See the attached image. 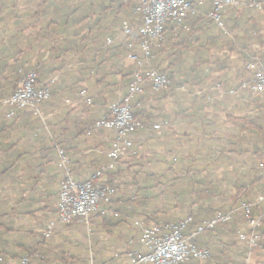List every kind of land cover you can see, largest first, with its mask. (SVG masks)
<instances>
[{
	"label": "crops",
	"instance_id": "crops-1",
	"mask_svg": "<svg viewBox=\"0 0 264 264\" xmlns=\"http://www.w3.org/2000/svg\"><path fill=\"white\" fill-rule=\"evenodd\" d=\"M42 1L0 0V101L12 95L30 67L38 69L41 84L49 82L50 79H55L56 82L51 100L40 109L45 124L16 106L0 104V252L9 256L6 260L10 261L19 260L10 257L18 258L23 253H28L30 264H64L55 258L59 252H67L69 259L77 260L78 247H83L89 253L93 251L96 255L99 253L103 256V245H97L99 247L95 246L93 250L92 246L88 248V243L84 247L77 243L78 240H73L70 236L74 237L76 234V225L81 226L77 221L73 222L75 226L68 232L69 235L63 233L65 225L59 224V230L54 231L51 238L43 236L47 224L55 217V205L62 177L57 167L58 159L52 147V139L71 160L75 179L83 181L92 169L104 163L105 153L112 147L115 133L102 131L99 134L85 130L84 124L90 116V111L82 107V102L73 104L80 90H85L90 98L92 93H96L99 95V104L94 107L93 113L98 118L103 114V73L93 77L87 68L93 55L90 41L86 39L88 27L83 24L74 25L66 30L69 31L67 40L45 42L39 34L43 32L47 22L45 17H51L53 14L51 11L43 16L45 9ZM259 1L264 3V0ZM76 4L75 0L72 6L76 7ZM206 8L200 6L197 9L203 11ZM229 9L230 7L226 6L222 9L224 17H227ZM199 12L197 14H200ZM61 17L59 13L53 15L56 22H59ZM212 31L217 32L214 27ZM71 40L72 44H68ZM76 40L83 42L78 46L74 43ZM248 46L252 51L253 46H257L258 50L254 52L264 58V37L262 44L251 43ZM223 48L218 45L210 53L214 67L230 63L233 59L226 60L229 51ZM213 52H216L215 56ZM101 67L103 68V63ZM51 69L54 71L51 72ZM231 72L232 76L238 74V68L233 67ZM148 88L149 85L146 86L147 90ZM179 88H170L161 102L166 115H169V118L163 121L165 125L162 130L153 132L143 126L135 137L139 158L125 160L120 169H128L134 173L149 170L157 176L164 174L165 177L174 172L177 178H181L182 185L185 183L183 178L192 177L194 180H204L219 186L228 192L227 196L216 193L210 200L198 204H194V197L180 196L176 200L168 196L169 192H163L167 209L173 208L174 205L184 209L183 212L172 209L171 214L179 219L192 212L199 221L198 225H201L215 213V209L222 208L227 211L229 208H236L245 203L247 194L252 197L249 203L255 204L257 196L264 191L262 169H259L258 158L252 154L254 134L244 121L247 117L260 118L264 126V103L261 108L253 107V101L261 98L264 93L249 100L244 94L229 97L226 95L228 89L210 90L207 86L181 92ZM205 94L208 95L205 97ZM113 95L119 97L120 91L115 89ZM107 97H110L109 94ZM196 97L197 99H193ZM67 100L72 104H66ZM109 100L108 104L111 102ZM135 100L138 98H134L132 102ZM143 101L151 106L149 100ZM162 133L165 137L158 140L156 137ZM175 164L177 166L173 168L172 165ZM131 182L128 176L120 179L118 183H125L126 186H122L125 190H133ZM100 183L103 184V179ZM167 188L175 187L165 184L163 190ZM241 188L248 190L244 196L237 197ZM28 196L36 200L32 203L23 202ZM166 198L168 201H165ZM155 201L156 199L153 200ZM152 204L142 213L153 214L155 209L154 203ZM260 207L255 206L252 214L257 215ZM29 212L34 214L27 215ZM138 218L132 219V223ZM233 218L235 229L243 227V222L238 216ZM90 223L92 232L98 230V225H92V218ZM82 226L85 227L83 224ZM40 235L45 240H41ZM85 236L90 239L89 233ZM204 238L202 235L197 239L203 243ZM98 240L100 243L101 239ZM137 242L138 238L134 246L126 244L124 248L115 250L121 263L124 261V252L133 251ZM232 253L231 255H237L239 252L236 249Z\"/></svg>",
	"mask_w": 264,
	"mask_h": 264
},
{
	"label": "trees",
	"instance_id": "trees-1",
	"mask_svg": "<svg viewBox=\"0 0 264 264\" xmlns=\"http://www.w3.org/2000/svg\"><path fill=\"white\" fill-rule=\"evenodd\" d=\"M74 2L75 0H50L49 2L43 0L41 4H43V8L45 9L43 14L44 17L51 11L53 15L54 13H59L62 17L59 22H56L53 15L51 17L47 15L48 17H45L47 22L45 23L43 32L39 35L45 42L52 43L60 39L67 40L69 31L66 30L74 25L78 26L83 24V26L86 25L88 27L89 32L86 35L88 37L86 39L90 41L93 55L87 68H89L88 70L92 73L93 77L97 76L100 72L103 73V114L98 118L95 116L96 114L93 113L94 107L99 104V95L92 93V104L89 106L85 104L82 105V107L90 111V116L84 124V128L90 131V133L100 134L102 131L105 132L106 130L96 129L94 127L95 122L102 117H108L109 106L113 102L118 101L120 96L126 95L129 85L133 80V75L137 70L134 65L123 67L119 64V59L126 53L122 43L106 46L104 42L107 36L112 35L111 29L116 28L121 22L127 21L130 24H136L137 18L132 16L131 11L139 5L141 0H76L77 6L73 7L72 4ZM208 10L209 8L207 7L203 9V11L199 10L201 11V13L198 11L200 14L188 17L187 23L190 27V32L174 31L172 27L166 28L165 39L152 45V54L154 55L152 65L156 67L159 72L166 74L169 81V88L175 89L181 86L189 88H206L208 86L210 90L215 88L222 90L236 89L242 83L250 82L252 78L246 69V62L254 56L263 58V56L256 54L254 50L252 51L248 45L251 43L262 44L264 37V33H262L264 11L259 13L243 8H230L227 11V17L223 15V20L230 32V36H224L221 31L215 33L212 31L213 25L203 16ZM62 27H65V29ZM134 40H137L136 37ZM82 42L83 40L74 41L78 46H80ZM242 42L244 44L241 45ZM68 44H72V40ZM218 45H222V47H224L223 49L229 51L234 60L232 59L230 63L228 62L219 66L215 65L214 67L210 59V53ZM189 54L192 55L187 57ZM226 60H228V58H226ZM102 63L103 68L101 67ZM233 67L238 68V74L234 76H232L233 74L231 72ZM50 71L53 72L54 70L51 69ZM29 72H33L37 84H41L38 79V69L30 67L26 75ZM213 75L217 76L215 77ZM51 80L52 79H50V81ZM50 81L44 84L49 87L51 95H53L56 82L51 83ZM115 89L120 91L119 97L113 95ZM145 91L148 90L145 89ZM107 94H109V98ZM167 94V91H161L158 95L151 98H138V100L131 102L134 118L139 120L145 128L151 129V131L154 132L153 126L155 124L169 118V115H166L161 105L162 100ZM207 95L208 94H205V97ZM107 99L113 100L108 104ZM193 99H197V97ZM143 100H150L154 104L148 106V103ZM253 103L255 104L253 106L254 108H261L264 103V95L253 101ZM145 105L147 107H145ZM24 112L26 111L24 110ZM26 113L33 117L31 113ZM183 113L185 114L186 111ZM33 118L39 120L36 117ZM244 121L254 134L252 138L253 144H251L254 147L252 154L255 158H258V164H260L259 169L264 170V159H262L264 154V126L262 120H260V118L247 117ZM164 137L165 135L162 133L156 138L162 140ZM137 174L143 175L142 179L139 181L136 180ZM131 175V186L133 190H125L122 186H126V184H120L118 182L120 179ZM165 180L166 177L164 174L157 176L149 170L131 174L128 169H116L115 171L107 173L103 177V184L114 185L116 188V194L112 200V213L108 217H92V225H98V230H94L93 233L96 232L99 235L106 236L110 241H115L117 238L119 239L122 237L118 232L124 230L125 227H131L133 225L132 219L135 217L145 218L146 222H153L161 227L177 223L178 218L174 214L168 213V210H155V212L150 215L142 213L143 210L149 209V207L153 205V200L159 196L157 194L159 191L156 192V190H160L161 194L165 191L169 192L168 196L176 200L179 199L180 196L194 197V204L206 200L208 201L211 199L212 195H216V193H219L220 196L228 195V192L222 190L219 186H214L204 180H194L192 177L183 178L185 183L182 189L178 187L177 189L167 188L163 190V186L169 182ZM174 180L181 181V178H175ZM261 180L264 184V177H262ZM247 190L248 189L241 188L237 197L244 196ZM245 196V203L251 202L252 197H250V194ZM35 200V198L28 196L23 202L32 203ZM165 201H168V199ZM242 202L244 201H241V203ZM177 208L178 206L174 205L172 209ZM33 214L34 212L27 213V215ZM193 218L192 228H195L198 226L199 221L196 217L193 216ZM233 220L234 218L229 224L220 225L214 230L206 231L203 234L205 236L203 243H200L198 239L195 240L194 243L196 245L208 247L210 246V238L214 237L212 239L215 240V245L213 244L215 247L212 254L210 253V256L204 260L205 264H211L214 260L219 262L221 259L226 260L224 264H238L230 260L229 256L233 251H236L238 246ZM64 225L66 226L68 224ZM261 232L264 233V226L261 228ZM40 238L41 240H45L42 235H40ZM98 238L99 237L95 239V244L99 242ZM262 244L263 242L255 247L253 251L264 249V245L262 246ZM230 250H232V252H230ZM67 255V252H59L55 255V258L59 259L61 263L64 264H88L85 259H69ZM0 256L5 260L9 258V256L3 252H0ZM23 257H27L30 260V255L28 253H23L18 258L15 256L10 258L21 259ZM111 262L112 264H122L118 260V257L103 258L102 255L96 257L94 264H109ZM48 263L51 262L48 261ZM189 264H199V262H192Z\"/></svg>",
	"mask_w": 264,
	"mask_h": 264
},
{
	"label": "built area",
	"instance_id": "built-area-1",
	"mask_svg": "<svg viewBox=\"0 0 264 264\" xmlns=\"http://www.w3.org/2000/svg\"><path fill=\"white\" fill-rule=\"evenodd\" d=\"M208 7L203 14L216 29L224 36H230L225 25L222 9H248L263 12L264 3L257 0H141L139 5L131 11L137 18L136 24L121 22L111 29L112 35L107 36L105 45L122 43L126 53L119 59V64L134 65L137 70L129 85L125 96L109 106V116L102 117L95 122L96 129L113 131L115 137L112 147L105 153V162L91 170L85 180L75 179L71 169V160L52 139V147L57 154V167L61 172V184L55 205V218L46 226L43 236L51 238L57 224H71L75 221L83 224L87 233L91 230L93 216L108 217L112 211V200L116 194L114 185L101 184L103 177L123 166L125 160L139 158V148L135 145L136 133L143 128L141 122L134 118L131 102L134 98H149L161 91L169 93V81L166 74L161 73L152 65L154 55L152 45L165 39V29L172 27L174 31L190 32L188 17L198 13V7ZM136 37V41L134 38ZM258 50L257 46H253ZM231 60L233 56L227 54ZM246 69L251 75L250 82L242 83L236 89H230L226 95L233 97L237 94L246 95L253 99L264 93V58L254 56L246 62ZM55 82V79L50 81ZM149 85L148 91H145ZM189 87H180L181 92H190ZM52 98L49 87L37 84L35 74L29 72L12 95L0 101V104H10L25 110L45 124L41 113V106ZM89 106L92 100L85 90L78 92L77 100L73 104ZM66 104H72L65 101ZM165 122L153 126L155 132H160ZM175 161V159H173ZM264 177V170H262ZM255 206H261L257 215L252 214ZM243 222L244 230L236 231L238 246L253 250L262 241L260 230L264 226V191L257 196L255 204L243 203L229 208L225 212H215L203 224L192 228L194 221L191 213L179 218L177 223L161 227L153 222H146L145 218L133 221L138 231V242L131 252H124L122 264H189L202 262L210 256L208 248L198 247L194 242L206 231L216 229L220 225L231 222L234 216ZM0 264H30L27 257L18 261L5 260L0 256ZM88 264H94L90 257ZM243 264H249L247 261Z\"/></svg>",
	"mask_w": 264,
	"mask_h": 264
},
{
	"label": "rangeland",
	"instance_id": "rangeland-1",
	"mask_svg": "<svg viewBox=\"0 0 264 264\" xmlns=\"http://www.w3.org/2000/svg\"><path fill=\"white\" fill-rule=\"evenodd\" d=\"M215 55H216V52H213V56H215ZM112 100L113 99H111L109 101H112ZM149 103L150 104H154L151 101ZM161 105H162V103H161ZM172 162L174 163V161H172ZM176 166H177L176 164L172 165L173 168H175ZM159 168H161V167H159ZM129 172L131 174L134 173V171H129ZM140 172H142V171H140ZM142 177H143V175H141V174L138 175L137 174L136 180L139 181V180L142 179ZM177 177L178 176L176 174H174V172H171L170 175L166 176V180L165 181H169L168 184L173 185L175 187L174 189H177L178 187L180 189H182L184 185H182L181 181H178L179 179L177 181L174 180ZM129 179L132 180V175L129 176ZM157 191H159V193ZM156 192H157V194L159 196L156 197V201L153 202L154 203V209L155 210H160V209L161 210H165V209H167L168 205H167L166 202H164L165 195L161 194L160 190H156ZM167 210H168V213L172 212V208H169ZM175 211L183 212L184 209L180 208L178 206L177 210H175ZM218 211L225 212V211L222 210V208H217V209L214 210V212H218ZM59 224H61V223H59ZM59 224H57L55 231L59 230V228H60ZM73 226H75L74 223H71V224L66 225L65 228L63 227L65 229L63 233L65 235H69L70 233H68V232H71V230L73 229L72 228ZM81 226H82V224H81ZM81 226L79 227V225H76V229H75V233L76 234H74V237H73V235H71L70 237L73 240H78L77 243H80V244L84 245V247H85V245L87 246V243H88L90 245V246H88V248H90L92 246L93 250H94L95 246L103 245V258L104 257L105 258L106 257L107 258H112V255H115V257H116V252H115L116 249H122V248H124V246L126 244H129V246L132 247V246H134L136 244V240L138 238V231L134 228L133 225L131 227L130 226L129 227H125L124 230L120 231L121 232L120 235L122 237L119 238V239L117 238L115 241H110L104 235L103 236H99V234H97L96 232L93 233L92 230H90V232H89L90 239H87V237L85 236V235H87V230H86L85 227H83V226L81 227ZM237 227H240V226H237ZM241 228L244 229V227H240V228L236 229L235 231H238V230L241 231L242 230ZM260 235L263 238L262 239V241H263L262 246H263L264 245V233L260 232ZM97 237H99L101 240H100V243L98 242V243L95 244V239H97ZM212 238H214V237H212ZM212 238H210V240H209L210 241L209 242L210 246H208V247L207 246H202V247L208 248L209 252L211 254H212V252L214 250V247H215V246H213V244L215 245V240L212 239ZM61 242H62V240H61ZM65 243H66V241H65ZM129 246H126V247L128 248ZM66 247H68V245H66ZM97 247H99V246H97ZM237 251L239 252L237 255H229L230 256V260H232L233 262H236L238 264H240V263L243 264V262L247 261L249 264H264V249H261L260 251H253V250L243 249L242 247L237 246ZM77 252H78L77 254L79 255L80 259H86L89 262L90 257H91L93 259V263L96 260V256L100 255L98 252H97L98 254L96 255L93 251H91V253H89L87 250L85 251L83 247H78V251ZM109 255H110V257H109ZM118 260H119V258H118ZM224 263H226V260L225 259H221V260H219V262H217V260H214V261H212L211 264H224ZM109 264H112V262L109 263ZM199 264H205V262L202 261V262H199Z\"/></svg>",
	"mask_w": 264,
	"mask_h": 264
}]
</instances>
